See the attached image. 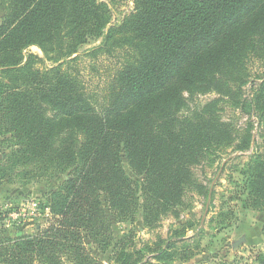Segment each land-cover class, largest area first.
I'll return each mask as SVG.
<instances>
[{"label":"trees","instance_id":"trees-1","mask_svg":"<svg viewBox=\"0 0 264 264\" xmlns=\"http://www.w3.org/2000/svg\"><path fill=\"white\" fill-rule=\"evenodd\" d=\"M117 1L0 0V185L58 182L53 220L2 239L0 264H102L93 250L114 264H148L146 252L197 264L178 250L192 223L154 248L117 239L113 223L179 218L187 189L204 190L193 167L251 150L254 122L237 131L224 105L254 115L264 138V0H132L114 24ZM85 58L108 62L100 90L84 82ZM251 158L246 191L264 211V142Z\"/></svg>","mask_w":264,"mask_h":264},{"label":"rangeland","instance_id":"rangeland-1","mask_svg":"<svg viewBox=\"0 0 264 264\" xmlns=\"http://www.w3.org/2000/svg\"><path fill=\"white\" fill-rule=\"evenodd\" d=\"M110 4V0H99ZM112 9V23H117L133 8L132 0L117 1L110 5ZM2 14V13H1ZM102 39H92L81 49V53L100 45ZM28 54L42 57V52L33 47ZM108 62L100 60L92 62L85 58L81 64L84 82L88 89L100 90L106 76ZM260 65L256 70L262 71ZM261 73V72H260ZM251 91V84L246 88ZM216 95L199 97L202 103L215 99ZM221 116L226 122L234 125L237 131L244 132L249 118L254 122L255 144L245 153L227 151L223 156L210 157L204 163L193 167L196 183L204 187L187 189L185 204L180 208L179 218L172 216L163 219L155 228L142 227L138 221L132 223H113L114 235L117 239L133 233L138 248L150 244L165 245L175 228L194 224L193 231L188 232L187 241L179 243L178 250L186 249L192 253L190 261L197 264H264V211L256 210L250 204L246 191L244 173L252 161V154L261 150L264 138L254 115H247L240 110L224 105ZM4 158L0 154V160ZM126 170L132 175L128 168ZM56 180L36 182L27 186L19 183H4L0 185V241L6 237L32 236L40 229H44L53 220L48 192L57 185ZM207 189H212V199L207 208ZM210 193L208 194L209 197ZM205 217V218H204ZM200 231H203L199 233ZM245 237L246 241L233 249V243ZM94 256L102 264H114L111 251L102 254L93 250ZM154 253L146 252L148 264H160L154 260ZM205 258V259H204ZM204 259V260H203ZM177 263V262H176ZM191 263V262H190ZM182 262L180 264H190Z\"/></svg>","mask_w":264,"mask_h":264},{"label":"water","instance_id":"water-1","mask_svg":"<svg viewBox=\"0 0 264 264\" xmlns=\"http://www.w3.org/2000/svg\"><path fill=\"white\" fill-rule=\"evenodd\" d=\"M211 199H212V190L210 191V195H209V198H208V203H207V208H206V211H205V217L207 216V213H208V208H209V205H210V202H211ZM204 217V218H205ZM246 241L245 237H242L238 240H236L234 243H233V249L234 250H237L239 245L244 243Z\"/></svg>","mask_w":264,"mask_h":264}]
</instances>
